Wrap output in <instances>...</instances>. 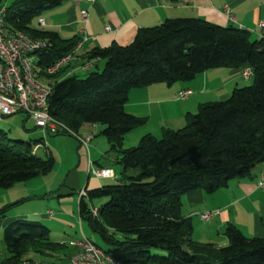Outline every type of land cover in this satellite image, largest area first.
<instances>
[{
	"label": "trees",
	"instance_id": "1",
	"mask_svg": "<svg viewBox=\"0 0 264 264\" xmlns=\"http://www.w3.org/2000/svg\"><path fill=\"white\" fill-rule=\"evenodd\" d=\"M63 1L15 0L5 7L9 29L48 40L35 53L41 69L79 40L30 26L35 17ZM82 57L102 60L103 67L80 77L66 73L70 65L46 79L52 86L49 113L65 126L54 134H74L83 124H100L109 151L122 168L116 182L79 193V220L107 248L93 243L113 258L134 264H264V237H248L228 224L226 245L198 242L191 219L182 213L186 192L212 193L232 179L250 177L255 166L264 163V37L251 38L242 27L176 17L139 28L129 45L96 47ZM246 66L251 69L249 85L234 88L226 99L200 103L195 113L185 115L181 128L163 129L159 136L147 133L136 146L123 147L126 133L145 123L144 117L124 109L131 89L190 81L210 68ZM38 144L43 146L42 140L25 144L10 140L0 128V188L54 170L50 152L41 158L36 154L39 148L33 151ZM95 197L106 201L96 208L91 203ZM6 209L0 208V216ZM2 241L8 263L30 261L25 258L28 251L68 256L73 251L67 253L66 241H52L50 229L40 221L23 217L3 228Z\"/></svg>",
	"mask_w": 264,
	"mask_h": 264
},
{
	"label": "crops",
	"instance_id": "2",
	"mask_svg": "<svg viewBox=\"0 0 264 264\" xmlns=\"http://www.w3.org/2000/svg\"><path fill=\"white\" fill-rule=\"evenodd\" d=\"M226 7L229 8L232 18L226 16ZM81 10L86 11L85 17ZM176 17H196L222 26L242 27L250 31L251 38L264 37V28L259 26V22L264 20V0H64L57 7L40 15L44 22L43 30L55 31L62 38L76 36L82 40L83 56L96 47L104 48L114 43L120 46L129 45L139 28L158 25L167 18ZM100 63L101 60L96 62L92 69L99 68ZM241 70V67L210 68L190 81H180L172 85L155 83L131 89L124 109L145 118L142 125L144 128H140L144 131H138V136L147 133L156 135L166 128L178 129L184 126L185 115L195 113L200 103L226 99L234 88L243 86L248 80L241 76ZM185 89L191 90V93L185 99H179L177 92ZM148 123L153 126L145 127ZM79 145L82 146L80 141ZM114 162L118 167L117 170L113 169L116 175L111 178V183L119 179L122 170L121 165L116 160ZM90 166L99 168L101 165L91 161L89 154L84 167L87 172L84 186L81 187V174L73 172L66 177L61 191L79 192L99 186V180L104 178L90 173ZM262 171L264 163L256 165L250 177L232 179L225 187L212 193L195 189L182 196V213L191 219L192 236L196 241L226 245L228 240L225 228L228 224L236 225L248 237H264V190L256 186V179ZM49 175L39 177H50ZM90 175L95 176V180H91ZM45 196L47 195L40 198ZM212 209L218 210V213L209 221L200 219L199 214L202 211ZM50 210L52 215L48 214ZM40 215L43 221H50L55 212L48 209ZM58 215L62 218L61 213L55 216ZM22 216L19 213H4L0 216V230L11 220ZM78 237L79 235L67 236L68 239L61 241L67 242ZM69 251L70 248L67 253ZM44 255L52 256L51 259L56 260L52 261L54 263L66 262L69 258L67 254ZM6 257V249L0 244V264H17L4 262ZM23 264L36 263L30 260Z\"/></svg>",
	"mask_w": 264,
	"mask_h": 264
},
{
	"label": "rangeland",
	"instance_id": "3",
	"mask_svg": "<svg viewBox=\"0 0 264 264\" xmlns=\"http://www.w3.org/2000/svg\"><path fill=\"white\" fill-rule=\"evenodd\" d=\"M15 0H2L0 7H8ZM44 24L39 23V18L35 17L30 26L34 29L42 30ZM101 66L103 67L104 62L101 60ZM98 69H101L102 67ZM93 68L92 70H95ZM88 71V70H87ZM87 71L77 70L76 73L80 77H83ZM250 80L245 81L242 85H249ZM151 124V125H150ZM141 126V127H140ZM124 136L123 147L128 148L136 146L141 138L138 136V131H144L140 128V125ZM146 126H153L152 123H148ZM0 128L7 133L10 140H16L20 143L36 142L42 140L43 146L39 147L36 154L41 158H47L48 152H50L54 158V170L50 173V177H44L39 179L34 178L27 182H19L8 189L0 188V208L3 206L7 207L5 213H19L23 214L22 217L40 221L43 225L50 229V239L54 242H60L62 239H68L67 236H86L89 240L99 245L103 249L107 246L101 239V237L92 232L85 222L79 220L77 202L79 199V192L76 190L62 192L63 184L65 183L66 177L73 173L79 172L82 184L84 186L87 180V172L85 170V163L88 160V155L91 156V161L100 163L106 175L104 179L99 180L101 185L110 184L115 177L113 169L117 170L118 165L114 162L113 156L109 151L110 145L107 139L101 134L103 128L100 124H83L77 131L80 137H89L91 141L87 147L79 145L77 134H43L41 129L37 128L34 121L27 117L24 112H17L8 116L0 117ZM152 129V128H151ZM153 130V129H152ZM160 133L155 136H159ZM37 148L33 145V150ZM90 149V150H89ZM84 153V154H83ZM89 153V154H88ZM96 168V167H95ZM135 170H130V173ZM120 174V173H119ZM91 180H95V176L90 175ZM97 187V186H95ZM42 195H47L44 198ZM39 197V198H38ZM106 201L105 197H95L91 200L92 205L99 208ZM48 209H53L55 215L61 213V217L55 216L50 218V221H43L40 213L46 212ZM215 211L205 210L202 212ZM218 211V210H217ZM201 212V213H202ZM58 218V220H57ZM201 219V218H200ZM202 220V219H201ZM2 231L0 230V237H2ZM77 238V239H78ZM71 248L72 253L77 251V247L71 243L66 242ZM1 246L3 241L1 238ZM69 249V248H66ZM52 256L44 255L40 253H34L28 251L25 254V258L32 260L36 264H61L56 261Z\"/></svg>",
	"mask_w": 264,
	"mask_h": 264
},
{
	"label": "built area",
	"instance_id": "4",
	"mask_svg": "<svg viewBox=\"0 0 264 264\" xmlns=\"http://www.w3.org/2000/svg\"><path fill=\"white\" fill-rule=\"evenodd\" d=\"M83 17L86 11L81 10ZM225 14L232 18L229 8L226 7ZM5 7H0V116L12 115L17 112H24L27 117L34 121L37 128L41 129L43 134H54L57 131L65 129V126L55 120L49 113L48 97L51 94V83L46 79L62 69L72 65L67 74L76 73L77 70L87 71L91 69L97 58L91 60L82 57V40H78L73 49L60 58L45 66L37 67L36 51L45 48L48 40L45 38H36L23 31H14L5 25ZM39 23L43 24V19L39 18ZM259 26L264 28V20L259 22ZM109 29V27H106ZM251 75V69L244 67L241 70V76L248 79ZM191 90L185 89L177 92L179 99H185ZM81 145L87 147L90 141L89 137L77 136ZM41 145H36L33 151H36ZM89 172L96 177H105L106 173L102 168L89 167ZM256 186L264 190V171L256 179ZM80 194H84L81 191ZM97 209H92V214H96ZM52 210L48 212L52 215ZM217 210L203 212L199 217L204 221H209ZM69 243L77 247L65 263L61 264H134L113 258L102 248L96 246L91 240L83 234L80 238L69 240Z\"/></svg>",
	"mask_w": 264,
	"mask_h": 264
},
{
	"label": "water",
	"instance_id": "5",
	"mask_svg": "<svg viewBox=\"0 0 264 264\" xmlns=\"http://www.w3.org/2000/svg\"><path fill=\"white\" fill-rule=\"evenodd\" d=\"M1 117V116H0Z\"/></svg>",
	"mask_w": 264,
	"mask_h": 264
}]
</instances>
